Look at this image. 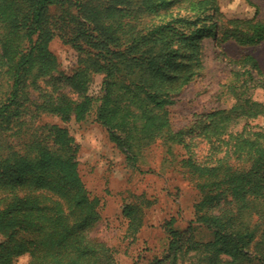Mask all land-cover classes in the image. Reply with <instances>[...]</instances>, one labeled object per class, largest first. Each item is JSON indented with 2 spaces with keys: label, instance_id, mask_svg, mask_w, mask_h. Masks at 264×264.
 <instances>
[{
  "label": "trees",
  "instance_id": "obj_1",
  "mask_svg": "<svg viewBox=\"0 0 264 264\" xmlns=\"http://www.w3.org/2000/svg\"><path fill=\"white\" fill-rule=\"evenodd\" d=\"M176 3L0 0V235L7 239L10 264L24 254L29 264H116L113 251L89 235L100 220V202L78 176L74 138L67 129L39 126L36 119L47 113L80 121L93 114L132 164L165 131L166 141L181 144V131L169 130L166 107L193 78L191 64L183 62L186 51L199 48L195 37L212 33L214 24L197 26L173 9L168 18L160 16L168 11L161 13L165 6ZM207 7L203 5L204 11ZM241 25L247 30L224 32L221 40L252 45L264 41V23ZM55 38L77 52L76 69L58 79L52 75L57 58L49 49ZM242 61L251 62L264 77L255 57L246 55ZM97 74L102 82L95 98L87 90ZM38 80L44 81V90ZM258 81L264 87V78ZM63 87L76 92L78 100L60 91ZM30 89L40 92L31 97ZM242 101L227 113L211 114L216 118L212 136L227 134L239 109L245 118L264 116L263 103ZM227 135L231 148L224 156L232 152L241 164L225 163L224 156L209 166L192 158L181 161L191 167L200 193L195 222L211 238L196 240L191 234L185 239V232L169 228L173 259L194 252L197 264H264L263 134L246 133L244 127ZM123 212L128 228L139 223L136 234L142 226L140 206L130 203Z\"/></svg>",
  "mask_w": 264,
  "mask_h": 264
},
{
  "label": "rangeland",
  "instance_id": "obj_2",
  "mask_svg": "<svg viewBox=\"0 0 264 264\" xmlns=\"http://www.w3.org/2000/svg\"><path fill=\"white\" fill-rule=\"evenodd\" d=\"M177 1L175 7L165 6L161 13L166 12L165 8L169 9L160 16L168 18L173 9L174 13L180 11V16L197 26L214 24L210 28L212 33L195 37L193 42H198L199 48L190 47L186 51L183 62L191 64L193 78L172 95L174 103L166 107L169 130L173 133L181 131V144L166 141L165 131L163 136L143 147L132 164L110 140L108 129L95 121L93 114L80 121L74 116L63 121L60 116L47 113L36 119L39 126L58 125L74 138L78 176L92 197L100 202V220L89 235L113 251L116 264H151L155 259H162L158 264H197L192 258L194 252L176 259L172 257L175 251L169 252V228L185 232V239L191 234L196 240L211 238V233L195 222L194 204L200 193L192 180L191 167L183 166L181 161L192 158L198 164L214 165L226 149L231 148L227 134H235L244 127L246 133L261 131L264 140V116L245 118L240 109L233 112L227 134L212 136L210 133L216 119L211 114L227 113L244 103L243 99L264 104V87L258 81L264 77L250 65L251 62L242 61L246 55H252L264 74V41L252 45L239 43L235 38L221 40L224 32L247 30L241 25L243 21L264 23V0ZM206 3L208 7L204 11ZM206 16L211 19L203 21ZM49 49L58 62L52 75L57 79L71 75L77 66V52L58 38L50 43ZM236 61L240 62L234 64ZM101 82L102 75H95L87 94L99 96ZM38 84L41 90L46 88L44 81ZM60 91L78 100V94L71 88L63 87ZM39 92L30 89L31 97ZM235 157L232 152L227 153L225 163L241 164L242 161ZM144 200L150 204H142ZM130 203H137L142 210V226L136 234L133 229L139 223L128 228L130 221L123 212ZM189 227L194 228L190 231ZM7 246V239L0 235V264H10ZM253 250L254 245L250 252ZM29 261V255L24 254L14 258L11 264H29Z\"/></svg>",
  "mask_w": 264,
  "mask_h": 264
}]
</instances>
